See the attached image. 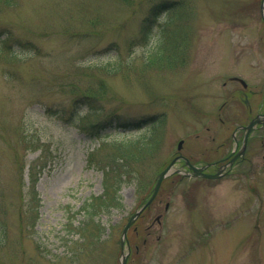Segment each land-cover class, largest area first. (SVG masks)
I'll use <instances>...</instances> for the list:
<instances>
[{"label": "rangeland", "instance_id": "1", "mask_svg": "<svg viewBox=\"0 0 264 264\" xmlns=\"http://www.w3.org/2000/svg\"><path fill=\"white\" fill-rule=\"evenodd\" d=\"M14 2L0 5V264H121L123 227L178 142L205 158L264 110L262 0ZM169 29L185 62L159 68ZM248 150L228 177L167 178L128 232V264H264V138ZM115 180L120 205L98 207Z\"/></svg>", "mask_w": 264, "mask_h": 264}, {"label": "flooded vegetation", "instance_id": "2", "mask_svg": "<svg viewBox=\"0 0 264 264\" xmlns=\"http://www.w3.org/2000/svg\"><path fill=\"white\" fill-rule=\"evenodd\" d=\"M257 115H264V110L259 108L255 114ZM210 127H206V130H210ZM263 134H262V133ZM217 133H214V137L211 138L212 141L217 140ZM245 131L242 128V125L237 126L233 129L230 136L226 138H221V142L217 147H212L208 149V155L205 158H200V156L195 160V153H191L190 156L183 155L180 153L176 154L175 157H179L177 161V169L180 171L177 175H180V180L185 178L189 180H218L221 178H225L234 174L238 169L239 166L243 165L244 162L249 160V150L246 148L243 149V142H244ZM259 138L261 144L263 145V138H264V125L257 127V129L250 135L248 139V144L250 141H253L255 138ZM257 140V139H256ZM231 142L232 147L227 148V144ZM193 165L195 167H199V171H195L190 169L186 163ZM193 174H198V176H193ZM205 175H214L217 176V179H208L204 177ZM179 184V183H176ZM190 188V187H189Z\"/></svg>", "mask_w": 264, "mask_h": 264}, {"label": "trees", "instance_id": "3", "mask_svg": "<svg viewBox=\"0 0 264 264\" xmlns=\"http://www.w3.org/2000/svg\"><path fill=\"white\" fill-rule=\"evenodd\" d=\"M3 6H12L15 4L14 0H0V5ZM155 9H152L151 15H153ZM175 18L172 17V19H168L166 23L168 24H173ZM148 25V21H145ZM142 34L145 35V37H148V32H147V26L142 28ZM6 35V36H5ZM9 35L4 33L0 34V51H7L8 49V38ZM8 38V39H7ZM11 53V51L9 50ZM16 54V53H14ZM185 45H184V38L183 36H180V33L177 32V30H171L169 29L168 31L166 30L161 37L160 41L158 42V45L156 46L153 54H152V64H156L157 67L162 68L166 67L169 69H173L176 67L177 64H184L185 62ZM120 157L123 160V155L121 154ZM41 167L40 163H32L29 165V173H28V178L30 182V200H29V206L30 209L32 210V202L34 201V208L35 211L38 210V206L35 203L37 201L39 205V199H37V192H36V185H37V178L36 176L38 175L39 168ZM113 183H115L113 185ZM117 181L115 182H110L111 189L107 190L102 197H97L98 203L97 206L100 208L103 207H109L111 205L113 206H118L121 203V197L119 195L120 187L117 186ZM119 185V184H118ZM31 192H33V195H31ZM96 210L97 208H95ZM37 218V217H36ZM35 218V219H36ZM93 231L96 233H100L101 228L96 225V227L93 228ZM6 242V225L3 223H0V246H2Z\"/></svg>", "mask_w": 264, "mask_h": 264}, {"label": "water", "instance_id": "4", "mask_svg": "<svg viewBox=\"0 0 264 264\" xmlns=\"http://www.w3.org/2000/svg\"><path fill=\"white\" fill-rule=\"evenodd\" d=\"M262 10L264 11V0L262 2ZM244 87H247V84L244 80L242 79H238ZM246 103L248 104V100H246ZM262 123V119L260 117H256L255 119H253L246 127L245 129L247 130V134H246V139H245V143H244V146H246V141H247V138L249 136V134L251 133V131L256 127V125ZM183 143L184 141L181 140L179 141L178 143V150H181L183 148ZM176 162V159H174L163 171H161L159 173V175L157 176V180H156V183L153 187V190H152V193H151V196L149 197V199L146 201V203L139 209L137 210L136 212H134L128 222L126 223V225L124 226L123 228V232H122V238H121V248H122V255H123V259H122V264H127V259H128V254H124V247H125V241L127 239V232L129 230V228L132 226V224L135 222V220L137 219V217L142 213V211L148 206L150 205L153 200L155 199V197L157 196L158 194V191L161 187V184L163 182V180L168 177L169 175H171L173 172H172V167L174 165V163ZM192 169H194L195 171L196 168L194 167H191ZM160 217L159 216L157 218V220H160Z\"/></svg>", "mask_w": 264, "mask_h": 264}]
</instances>
